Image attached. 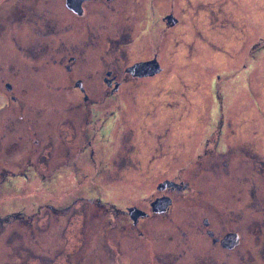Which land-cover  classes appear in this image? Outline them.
<instances>
[{
    "label": "flooded vegetation",
    "instance_id": "obj_1",
    "mask_svg": "<svg viewBox=\"0 0 264 264\" xmlns=\"http://www.w3.org/2000/svg\"><path fill=\"white\" fill-rule=\"evenodd\" d=\"M157 16L159 0H0V93L6 89L12 102L0 112L17 107L13 128L6 129L18 139L13 148L22 149L5 158L0 127V210L13 212L8 218L18 227L35 221L41 202L68 222L76 216L75 232L60 235L61 264H264V123L234 120L223 103L215 119L211 105L213 118L205 116L200 151L188 165L159 169V179L139 188L130 183L132 173L119 182L108 164L131 152L108 148L115 143L109 119L118 117L113 104L124 96L159 95L165 73ZM163 21L179 23L174 13ZM49 102L63 108L72 139L58 122L50 130L31 111L27 119V108L39 114ZM257 112L264 118V109ZM49 130L59 140L54 147ZM94 156L104 160L101 166ZM84 158L94 173L84 161L79 172L64 173ZM91 181L95 188L70 195L77 201L62 210L33 191L41 186L52 198L63 189L79 193ZM4 185L13 195L3 194ZM4 216L0 235L10 223Z\"/></svg>",
    "mask_w": 264,
    "mask_h": 264
},
{
    "label": "rangeland",
    "instance_id": "obj_2",
    "mask_svg": "<svg viewBox=\"0 0 264 264\" xmlns=\"http://www.w3.org/2000/svg\"><path fill=\"white\" fill-rule=\"evenodd\" d=\"M171 13L179 22L176 27L171 26L174 21L167 27L166 22H161ZM96 18L98 20L95 23L103 20L101 15ZM157 19L160 61L165 73L159 76V95L124 96L121 102L113 104L118 117L109 119L114 120L110 134L115 143L109 144L108 148H115L117 153L126 149L131 152L128 156L109 159L108 164L116 169L119 182L122 176L132 173L130 183L135 188L152 179H159V173H162L159 169L188 165L196 152L200 151L198 146L205 136L202 127V124L205 125V116L207 119L213 118L209 109L211 105L216 113L215 119L219 118L223 103L226 109L234 111V120L242 121L251 117L260 125L264 123V118L257 112V109H264V0H159ZM189 45L191 49L187 51ZM20 98L28 102L25 96ZM11 103V95L4 89L0 93V105L10 106ZM9 106L0 112L5 158L22 152L20 146L13 148L18 139L6 129L13 128L10 114L18 110L17 107ZM41 107L45 110L39 114L32 111L31 107L27 108V119L31 111L37 123L51 130V126L58 122L61 128L63 120L66 121L63 108L52 106L51 102L47 103V107ZM56 109L60 110L59 115L53 114ZM250 125L254 126L250 122L245 124ZM61 129L67 131V139H72L69 123H65ZM50 130L45 131L49 132L48 145L54 147L59 140ZM241 133V136H245L243 131ZM158 135L162 137L161 145ZM160 146L162 148L159 150ZM94 160L99 166L104 162L96 156L92 158ZM82 162L88 174L95 172L91 160L84 158L78 166L73 169L70 167L64 173L79 172ZM148 172L150 175H146ZM49 182H54L53 177L49 178ZM93 184L91 181L81 186L79 193L59 190L52 198L41 186H36L33 191L40 192L45 200L54 199L51 205L62 210L63 205L71 206L77 201L70 195L80 194L81 191L87 195L95 188ZM4 188V195H13L8 192L10 189L6 185ZM24 188L27 189V185ZM24 202L27 203V198H24ZM47 205L48 202L36 203L35 228L31 226L34 224L33 219L30 225H23L28 223L24 221L18 227L8 218L12 217L13 212L0 210V215L7 216L10 222L5 223L0 235V264L62 263L61 258H58L62 252L60 235H65V231L74 233V222L78 219L73 216L72 222H68L61 217L62 213L53 215ZM13 206L17 209L25 205ZM5 208L11 207L6 205ZM33 209H27L26 212L30 214ZM42 211L45 220H42ZM92 233L90 228L87 235Z\"/></svg>",
    "mask_w": 264,
    "mask_h": 264
}]
</instances>
